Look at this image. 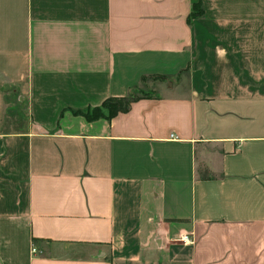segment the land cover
Instances as JSON below:
<instances>
[{
	"label": "crops",
	"instance_id": "crops-1",
	"mask_svg": "<svg viewBox=\"0 0 264 264\" xmlns=\"http://www.w3.org/2000/svg\"><path fill=\"white\" fill-rule=\"evenodd\" d=\"M197 1L0 0V264H264V0Z\"/></svg>",
	"mask_w": 264,
	"mask_h": 264
},
{
	"label": "trees",
	"instance_id": "trees-1",
	"mask_svg": "<svg viewBox=\"0 0 264 264\" xmlns=\"http://www.w3.org/2000/svg\"><path fill=\"white\" fill-rule=\"evenodd\" d=\"M201 11L202 8L200 7V0H198L194 3L188 20L193 16H200L202 14ZM134 99V96H124L119 98L110 97L104 100L101 106L86 110L85 112H83V114L89 120L96 119L102 116L110 118L119 112L126 111L130 103L134 101Z\"/></svg>",
	"mask_w": 264,
	"mask_h": 264
},
{
	"label": "built area",
	"instance_id": "built-area-1",
	"mask_svg": "<svg viewBox=\"0 0 264 264\" xmlns=\"http://www.w3.org/2000/svg\"><path fill=\"white\" fill-rule=\"evenodd\" d=\"M35 251V248H32V252H34Z\"/></svg>",
	"mask_w": 264,
	"mask_h": 264
}]
</instances>
